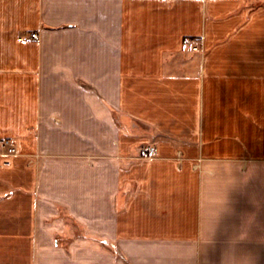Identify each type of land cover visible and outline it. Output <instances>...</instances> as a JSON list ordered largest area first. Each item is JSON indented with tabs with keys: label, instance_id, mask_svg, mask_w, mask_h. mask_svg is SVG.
Listing matches in <instances>:
<instances>
[{
	"label": "crops",
	"instance_id": "crops-1",
	"mask_svg": "<svg viewBox=\"0 0 264 264\" xmlns=\"http://www.w3.org/2000/svg\"><path fill=\"white\" fill-rule=\"evenodd\" d=\"M4 138L0 264H259L264 0H0Z\"/></svg>",
	"mask_w": 264,
	"mask_h": 264
},
{
	"label": "rangeland",
	"instance_id": "rangeland-1",
	"mask_svg": "<svg viewBox=\"0 0 264 264\" xmlns=\"http://www.w3.org/2000/svg\"><path fill=\"white\" fill-rule=\"evenodd\" d=\"M195 49H196V47H195ZM157 136H158L157 134L151 135V140H155L157 138ZM6 139H10L9 141H10V143H12V146L16 148V153H17V147L15 145V142L11 138H4L1 140L0 143L2 144L3 140L5 141ZM2 146L5 147L4 145H2ZM5 148H6V151L4 152V154L7 155L8 150H7V147H5ZM149 148H152L153 151H150ZM156 152H157V148L155 146H153V143H147L145 145H141L135 150V154H137L140 157H153L156 154ZM6 164H9V162H7ZM101 244H102L101 248L105 249V244L104 243H101ZM60 245H62V243H60ZM66 246H67V244H66ZM259 253H261V252H259ZM259 264H264V258H259Z\"/></svg>",
	"mask_w": 264,
	"mask_h": 264
},
{
	"label": "built area",
	"instance_id": "built-area-1",
	"mask_svg": "<svg viewBox=\"0 0 264 264\" xmlns=\"http://www.w3.org/2000/svg\"><path fill=\"white\" fill-rule=\"evenodd\" d=\"M37 36V33H31L29 36H20L19 37V41H25L27 39H32L35 38ZM10 139H6L5 141L3 140L2 145H4L5 147H7V155H14L16 154V148L12 146V143H10L9 141ZM150 151H153L152 148H149Z\"/></svg>",
	"mask_w": 264,
	"mask_h": 264
}]
</instances>
